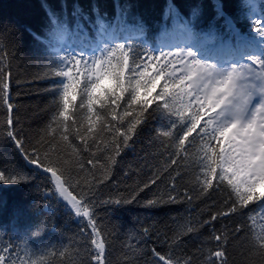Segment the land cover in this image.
Instances as JSON below:
<instances>
[{
	"label": "snow or ice",
	"instance_id": "obj_1",
	"mask_svg": "<svg viewBox=\"0 0 264 264\" xmlns=\"http://www.w3.org/2000/svg\"><path fill=\"white\" fill-rule=\"evenodd\" d=\"M254 23V31L264 44V23L260 19ZM0 38L15 40L9 30L0 32ZM90 61L80 54L63 55L59 62H50L43 75L36 78L54 81L44 91L53 93L55 110L48 124L36 134L30 150L25 147L28 138L17 131L11 116L6 132V138L30 165L51 174L56 191L75 210L76 217L87 218L81 230L90 229L88 264H108L110 233L99 223L98 210L111 209L114 213L121 206L136 203L140 193L154 187L165 176L169 181L166 190L153 193V198L144 201L143 207L188 204L191 208L194 199L208 197L216 191L222 196L220 209L211 211L214 201L201 210L209 219L201 223L199 218L196 222L189 218L176 227L165 225L164 232L155 225L139 231L133 229L129 243L124 245L128 250L126 264H139L141 260L143 264H193L196 254L204 251L208 255L202 264H229L226 247L229 236L239 235L245 228L250 234L245 264H264V53L248 54L239 63L220 67L202 62L191 48L158 52L144 48L134 53L131 47L117 43ZM9 79L0 69V106H6L11 114L14 106ZM77 102L79 109L86 108V128L73 111ZM149 120L158 125L153 129L150 143L158 145L157 152L163 162L156 166L147 182L142 186L137 183L128 197L100 200L99 190L110 182L113 166L133 146L138 131ZM97 137L102 139L98 141ZM77 139L83 148L74 143ZM60 144L81 157L70 166L75 165L81 172L85 163L93 168L92 179L75 195L69 189L75 191L80 184L70 183L59 158H49L50 150L58 156L68 155ZM101 144V154H108L107 164H101L99 156L86 162L82 159L84 152ZM193 173L195 178L188 184L196 188L195 196L190 187L178 183ZM253 206L261 209L259 224L254 215L248 214L249 223L237 224L234 232L227 228L218 231L213 226L210 229L213 235L206 240L214 241V251L197 248L196 253L174 254L175 249L181 248L184 237L224 217L244 215ZM153 236L161 245L168 246L169 253L162 254L155 246L147 247V240ZM145 256L148 259H143ZM9 262L16 264L13 249L6 247L0 252V264Z\"/></svg>",
	"mask_w": 264,
	"mask_h": 264
},
{
	"label": "trees",
	"instance_id": "obj_2",
	"mask_svg": "<svg viewBox=\"0 0 264 264\" xmlns=\"http://www.w3.org/2000/svg\"><path fill=\"white\" fill-rule=\"evenodd\" d=\"M167 5H170L169 11ZM260 5L264 11V1ZM98 12L106 16H113L118 12L125 18L124 23L139 22L142 26H136L145 29L150 40L161 36L162 26H172L178 19H182L196 32L205 30L209 37L216 40L231 39L230 28L223 14L229 16L239 30L249 32L251 27L247 17L250 12L248 0H0V32L9 30L15 38L14 41L11 38H0V60L3 61L0 69L10 77L8 82L14 106L11 114L6 106H0V175L3 176L0 180V252L11 247L16 264H88L86 249L90 243L87 234L90 229L81 230L87 220L76 217L75 211L62 201L63 198H58L50 173L45 174L42 170L28 167L25 156L6 138V132L9 130L7 120L11 116L16 121L17 131L28 138L25 147L30 150L37 138L36 134L48 124L55 110L53 93L44 91L54 81L36 78L43 75L50 62L57 63L59 57L67 55L48 48L52 42L51 36L62 29V22L72 28L73 34L80 30L85 33L82 37L89 36L93 20L96 19L91 16ZM129 47L134 53L144 48L151 50L141 41L130 44ZM73 111L77 112L76 118L86 128V108L79 109L77 102ZM157 126L156 122L149 120L140 128L133 146L113 166L110 182L99 190L100 200L116 199L121 195L128 197L131 189L137 183L142 186L143 182H147L156 166L163 162L157 152L158 145L150 143L153 129ZM101 139L97 137L98 141ZM74 143L80 145L78 139ZM59 147L68 155L58 156L57 152L50 150L49 158H59L65 175L70 177V183L80 184L75 191L69 189L75 195L92 179L93 168L85 163V170L78 171L75 165L70 164L81 157L64 144ZM80 147L83 148L84 145ZM102 147V144L99 147L94 145L83 153L82 159L86 162L89 158L95 160L99 156L100 163L107 164L105 157L108 154H101ZM194 178L193 173L183 177L178 183L190 187L195 196L196 188L188 184ZM168 182V177L165 176L154 187L140 193L136 203L121 206L114 213L111 209L107 212L104 208L98 210L99 223L106 233H110L108 264H126L125 252L128 250L124 245L129 243L128 237L133 229L139 231L155 225L164 232L165 225L176 227L189 218L193 222L199 218L201 223L209 219V215L202 214L201 210L208 208L214 201L215 207L211 211L220 209L222 196L216 191L208 197L194 199L191 208L188 204L143 207V202L153 198V193L166 190ZM260 212L259 207L253 206L244 215H231L215 221L213 225H205L198 233L184 237L181 248L175 249L174 254L181 251L185 254L196 253L197 248L214 251V241L206 240L213 235L211 227L214 226L218 231L227 228L234 232L237 224L249 223L248 214L254 215L259 224ZM160 239H164L163 235ZM249 244L250 234L247 228L239 235H230L226 246L229 264H245ZM153 246L162 254L169 253L168 246L161 245L154 236L147 240V247L150 249ZM128 255L131 257L132 253L129 251ZM207 255V251L197 253L193 264H202ZM139 264H143V260Z\"/></svg>",
	"mask_w": 264,
	"mask_h": 264
},
{
	"label": "rangeland",
	"instance_id": "obj_3",
	"mask_svg": "<svg viewBox=\"0 0 264 264\" xmlns=\"http://www.w3.org/2000/svg\"><path fill=\"white\" fill-rule=\"evenodd\" d=\"M255 20H256V19H255ZM105 51H106V46L101 45L99 49L91 50V51H87V52L83 53L82 56H86V57H88V58H89V62H91L90 59H91L92 57L103 55ZM56 195L58 196V198H59V197H60L61 199L63 198V197L60 196V194H59L57 191H56ZM63 200H64V199H62V201H63ZM64 201H65V200H64ZM64 201H63V202H64ZM65 202L67 203V201H65ZM65 202H64V203H65ZM67 204H68V203H67ZM68 205L71 207L70 204H68ZM74 211H75V210H74ZM83 220H87V218H83Z\"/></svg>",
	"mask_w": 264,
	"mask_h": 264
},
{
	"label": "water",
	"instance_id": "obj_4",
	"mask_svg": "<svg viewBox=\"0 0 264 264\" xmlns=\"http://www.w3.org/2000/svg\"><path fill=\"white\" fill-rule=\"evenodd\" d=\"M26 163H27L28 167L35 169V167L32 166V165H30V164L27 162V160H26Z\"/></svg>",
	"mask_w": 264,
	"mask_h": 264
}]
</instances>
